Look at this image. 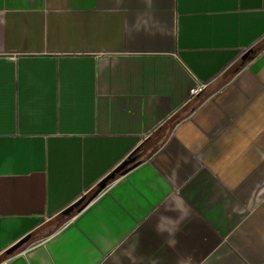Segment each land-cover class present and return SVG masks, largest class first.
Returning <instances> with one entry per match:
<instances>
[{"label":"crops","instance_id":"0c3cea01","mask_svg":"<svg viewBox=\"0 0 264 264\" xmlns=\"http://www.w3.org/2000/svg\"><path fill=\"white\" fill-rule=\"evenodd\" d=\"M2 262L264 264V0H0Z\"/></svg>","mask_w":264,"mask_h":264},{"label":"water","instance_id":"95a60500","mask_svg":"<svg viewBox=\"0 0 264 264\" xmlns=\"http://www.w3.org/2000/svg\"><path fill=\"white\" fill-rule=\"evenodd\" d=\"M254 49L248 48L247 50H245L242 55L240 56V61H244L246 60L252 53H253ZM145 148V142H142L140 145H138L129 155V157L131 158L132 161L136 160V159H140L142 151ZM140 163V160L135 161L133 164H131L130 166L125 167L123 170H121L119 172L120 175L125 174L126 172H128L130 169H132L133 167H135L136 165H138ZM123 165H119L117 167H115L111 172H109L106 176H104L97 184H95V186L93 188H91L90 190H88L83 196H81L76 202H74L73 204H71L70 206H68L65 210L64 213L67 214L69 213L74 206H76L80 201L85 200L88 198V201L86 202V204L92 200V198H94L98 193H100L105 186L107 185V183L113 178V176L117 173V171L120 170V168ZM38 230L34 229L31 230L30 232H28L26 235H24L22 238H20L17 242H15L14 244H12L7 250L6 253H13L16 250L20 249L24 244L28 243L31 239V237L37 233Z\"/></svg>","mask_w":264,"mask_h":264},{"label":"flooded vegetation","instance_id":"af4514ba","mask_svg":"<svg viewBox=\"0 0 264 264\" xmlns=\"http://www.w3.org/2000/svg\"><path fill=\"white\" fill-rule=\"evenodd\" d=\"M137 160H140V159H136V160H134V161H132L131 160V158L130 157H128V159H127V161L126 162H123L122 164H120V165H123L121 168H120V170L119 171H117V173L113 176V178L111 179V180H113L114 178H116L117 176H119L120 174H119V172L121 171V170H123L125 167H127V166H130L131 164H133L135 161H137ZM110 180V181H111ZM109 181V182H110ZM93 199V198H92ZM88 201V198L87 199H85V200H82V201H80L76 206H74L73 207V209L71 210V211H75V213L76 212H78V211H80L85 205H86V202ZM91 201V200H90ZM89 201V202H90ZM88 202V203H89ZM87 203V204H88ZM70 211V212H71ZM39 233L37 232V233H35L32 237H31V239H33L35 236H37ZM30 239V240H31Z\"/></svg>","mask_w":264,"mask_h":264},{"label":"clouds","instance_id":"9594fccd","mask_svg":"<svg viewBox=\"0 0 264 264\" xmlns=\"http://www.w3.org/2000/svg\"><path fill=\"white\" fill-rule=\"evenodd\" d=\"M184 218H187V213H186V212H185V214H184ZM179 230H180L179 223L174 224L172 230H168V236H169L170 238L167 239V240L165 241V243H167V245H168L169 247H174L175 244L177 243V241L175 240V233L178 232ZM157 231H158V233H163V232L166 231V230L158 228Z\"/></svg>","mask_w":264,"mask_h":264},{"label":"built area","instance_id":"2783aa9c","mask_svg":"<svg viewBox=\"0 0 264 264\" xmlns=\"http://www.w3.org/2000/svg\"><path fill=\"white\" fill-rule=\"evenodd\" d=\"M205 87L204 83H199L197 82L194 86L191 87L190 89V97L197 95L198 93L201 92V90ZM107 186V185H106ZM105 186V187H106ZM4 264V262L0 263Z\"/></svg>","mask_w":264,"mask_h":264},{"label":"rangeland","instance_id":"374dc122","mask_svg":"<svg viewBox=\"0 0 264 264\" xmlns=\"http://www.w3.org/2000/svg\"><path fill=\"white\" fill-rule=\"evenodd\" d=\"M41 234H38L37 236H35L33 239H31L28 243L24 244L22 247L30 244L31 242L35 241L36 239H38L40 237Z\"/></svg>","mask_w":264,"mask_h":264},{"label":"trees","instance_id":"16d2710c","mask_svg":"<svg viewBox=\"0 0 264 264\" xmlns=\"http://www.w3.org/2000/svg\"><path fill=\"white\" fill-rule=\"evenodd\" d=\"M74 213H75V211H71V212H69V213L66 214V217H70V216H72ZM21 248H22V247H21Z\"/></svg>","mask_w":264,"mask_h":264}]
</instances>
